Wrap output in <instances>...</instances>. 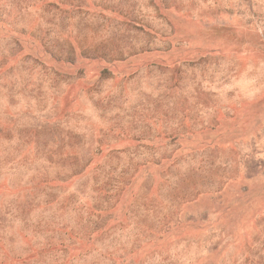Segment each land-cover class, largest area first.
Returning a JSON list of instances; mask_svg holds the SVG:
<instances>
[{
	"label": "rangeland",
	"instance_id": "obj_1",
	"mask_svg": "<svg viewBox=\"0 0 264 264\" xmlns=\"http://www.w3.org/2000/svg\"><path fill=\"white\" fill-rule=\"evenodd\" d=\"M0 264H264V0H0Z\"/></svg>",
	"mask_w": 264,
	"mask_h": 264
}]
</instances>
